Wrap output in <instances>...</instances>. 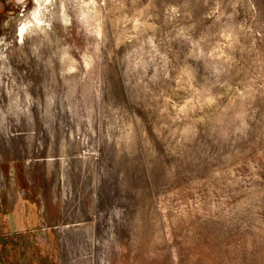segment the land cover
I'll use <instances>...</instances> for the list:
<instances>
[{
    "label": "rangeland",
    "instance_id": "374dc122",
    "mask_svg": "<svg viewBox=\"0 0 264 264\" xmlns=\"http://www.w3.org/2000/svg\"><path fill=\"white\" fill-rule=\"evenodd\" d=\"M0 264H264V0H0Z\"/></svg>",
    "mask_w": 264,
    "mask_h": 264
}]
</instances>
